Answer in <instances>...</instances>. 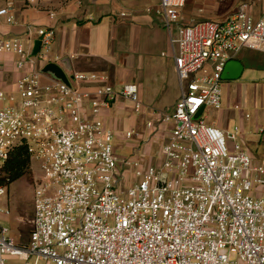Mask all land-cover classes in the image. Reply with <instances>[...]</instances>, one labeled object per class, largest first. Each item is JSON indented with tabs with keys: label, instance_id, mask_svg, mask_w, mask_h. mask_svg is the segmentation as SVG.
<instances>
[{
	"label": "built area",
	"instance_id": "obj_1",
	"mask_svg": "<svg viewBox=\"0 0 264 264\" xmlns=\"http://www.w3.org/2000/svg\"><path fill=\"white\" fill-rule=\"evenodd\" d=\"M186 2L160 0L156 9L175 49L181 97L173 113L146 121L148 136L125 133L139 138L130 157L99 117L118 100L143 113L136 84L114 87L106 75L77 71L69 83L48 76L40 65L59 59L51 28L28 26L29 49L0 39V53L17 54L21 73L10 90L0 67V176L23 143L42 173L28 242L0 225V264H264V160L237 141L238 128L230 142L206 116L223 108L228 62L243 49L264 51V13L255 19L242 3L224 20L179 25L174 36ZM0 15L17 22L10 8ZM8 191L0 183V202ZM10 213L0 205V220Z\"/></svg>",
	"mask_w": 264,
	"mask_h": 264
},
{
	"label": "crops",
	"instance_id": "obj_2",
	"mask_svg": "<svg viewBox=\"0 0 264 264\" xmlns=\"http://www.w3.org/2000/svg\"><path fill=\"white\" fill-rule=\"evenodd\" d=\"M159 3L160 0H0V9L10 8L17 21L8 23L6 17L0 15V39L19 38L29 49L31 46L26 40L28 26L51 28L56 34L52 57L59 58L55 63L61 65L67 77L77 71L106 75L107 82L114 87L136 84L146 107L143 113H135L132 103L118 100L99 118L116 133L126 122V132L136 130L146 137V121L158 120L157 113H173L181 97L175 49L170 32L156 12ZM242 3L249 5V13L255 19L263 16L264 0H187L180 10L179 24L173 27V35H177L179 25L224 20ZM37 40L34 38L32 52ZM17 59V54L0 53V67L4 70L2 78L10 90L15 89V82L21 74L15 65ZM46 65H40L42 71ZM263 68L264 51L243 49L226 65L222 90L226 87L231 93L238 91L241 95L244 89L247 94L251 88L257 93L264 82L256 80L253 71ZM98 84L88 83L85 88L93 91ZM3 105L0 102V106ZM223 114L226 122L229 114L225 111ZM247 114L241 117V127L237 128L248 133L255 155L248 152L256 161H261L264 115H257L250 125L248 121L252 116L249 114L247 118ZM223 122L212 120L208 123L225 130ZM138 143H133L134 149ZM8 262L19 264L14 257Z\"/></svg>",
	"mask_w": 264,
	"mask_h": 264
},
{
	"label": "rangeland",
	"instance_id": "obj_3",
	"mask_svg": "<svg viewBox=\"0 0 264 264\" xmlns=\"http://www.w3.org/2000/svg\"><path fill=\"white\" fill-rule=\"evenodd\" d=\"M219 18L221 19L222 17ZM253 74L257 75L256 80L261 79V81L264 82V68L263 70L256 69V71H253ZM223 99V109L218 111L211 110L206 116L208 118L207 122L212 120L218 122L224 121L223 123L225 132L228 134V141H230L231 135L236 133V128L241 127L240 121L243 115L249 113L252 116V119L248 121L250 125L257 115H264V84L259 88L257 93L254 89L249 88L247 94L244 89L241 95H239L238 91L236 93L232 91L231 93V91L224 87ZM224 111L229 114L226 122L223 114ZM119 128L117 134L120 137L116 139L118 153L121 157H130L135 153L133 143L138 142L139 138L125 140L124 135L128 128L126 122ZM147 132L149 131L147 130ZM247 134V132L244 133L243 130H240L237 141L240 142L247 151L254 154V144L248 139ZM154 146L156 148H154L152 156L147 158L149 161L155 159L160 143H154ZM259 156H262L260 160L263 161L264 154ZM41 174L39 163L35 160H31V174L14 182L9 187L7 195L0 202V205L8 208L11 212L10 215L1 217L0 225L9 227L12 236L20 244L27 242L29 238V232L32 226L31 221L34 216V192L39 184Z\"/></svg>",
	"mask_w": 264,
	"mask_h": 264
},
{
	"label": "trees",
	"instance_id": "obj_4",
	"mask_svg": "<svg viewBox=\"0 0 264 264\" xmlns=\"http://www.w3.org/2000/svg\"><path fill=\"white\" fill-rule=\"evenodd\" d=\"M31 154L27 144H18L1 169L0 183L8 188L16 181L31 174Z\"/></svg>",
	"mask_w": 264,
	"mask_h": 264
},
{
	"label": "water",
	"instance_id": "obj_5",
	"mask_svg": "<svg viewBox=\"0 0 264 264\" xmlns=\"http://www.w3.org/2000/svg\"><path fill=\"white\" fill-rule=\"evenodd\" d=\"M40 47H41V43L39 40H37L35 43L34 49H33V55H36L39 52ZM65 61L68 62L69 60L67 59ZM43 72L49 73V74L53 75L54 77L61 79L62 81L66 82V83H69V79H68L64 69L58 63H55V62L48 63L43 68Z\"/></svg>",
	"mask_w": 264,
	"mask_h": 264
}]
</instances>
